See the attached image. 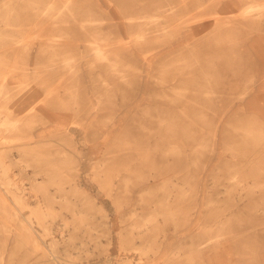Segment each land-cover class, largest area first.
Instances as JSON below:
<instances>
[{"label": "rangeland", "instance_id": "rangeland-1", "mask_svg": "<svg viewBox=\"0 0 264 264\" xmlns=\"http://www.w3.org/2000/svg\"><path fill=\"white\" fill-rule=\"evenodd\" d=\"M62 1H56L53 11L62 7ZM81 1L77 10L92 12L96 20L85 22L69 19L59 22V25L67 26L70 31L69 25L85 22L107 26L111 30L116 24L115 17H122L130 11L137 13L152 6V0ZM171 1L156 0L153 3L156 6L153 11L160 13L161 23L151 25L155 27L149 32L168 30L154 42L161 41L159 49H162L154 56V65L159 58L168 61L175 52L180 51L181 39L189 42L190 28L196 27L198 22L203 27L209 25L192 37L197 43L194 49L192 43L185 53L181 51L161 70L159 77L164 79L172 75L176 65H186L188 62L191 67L195 66L196 73L209 74L203 75L206 76L207 90L198 88L194 92L197 96L194 104H189L178 114L172 112L168 115L158 106L161 95L158 91L151 92L154 87L149 83L148 70L144 71L142 90L136 96L134 76L141 73L139 70H133L124 79L99 60L95 61V66L88 68L85 60L89 56H84V46L88 41L75 33L79 32L75 27H71L72 30L65 36L56 38L68 46L70 70L79 64L76 74L73 72L69 76L74 87L64 91L67 80L60 75L52 81V75L59 72L54 68L55 64L45 65L50 62L47 54L38 51L40 42L50 41L46 34L50 35L47 32L51 21L47 19L52 13L48 12L46 20L36 27H23L22 32H32L28 39L32 42L33 54L31 59L19 62L20 69L26 66V71L37 79L44 77L46 82L38 85L35 81L28 82L27 76L21 73H8L18 87L13 89L14 96L4 102L5 107L0 106V110L5 115L17 116L25 114L31 104L37 107L44 104L45 107L49 106V119L54 120L55 116L66 117V120L58 127L53 122L43 124V120L34 117L19 129L6 132L5 137L0 136V140L7 141L0 154H4V160L11 170L9 173L17 178L24 198L29 201L25 203L24 199L15 204L7 203L8 207L0 198V264H49L48 255L43 254L42 249L49 247L52 239L57 241L53 252L55 258L49 255L52 264H206L203 257L207 252L212 253L214 248L203 246V243L212 241L218 234L223 239L235 234L225 227L226 206L234 196L232 190H226L229 177L236 170L240 176L249 173L250 177L264 178V157L253 160L255 166L251 170L240 153L236 156L230 154L240 151V141H244L245 137L251 139L248 146L264 142V94L261 93L264 86L257 88L258 80L264 77V54L255 50L253 44V38L257 36H261L264 42V19L253 20L250 25L239 24L232 32L233 36L229 35L228 29L218 30L214 25L220 18L229 27L233 19L240 16L246 3L260 4L264 0H175L176 8L172 10L168 5ZM226 3L229 10L225 8ZM147 26L150 25L143 28ZM130 36L126 35V38ZM118 40L114 36L106 41L110 44ZM24 41H19L20 45ZM172 42L177 49L170 53ZM22 49L25 51V48ZM57 61H54L56 65L59 63ZM201 65L199 69L197 66ZM184 69L186 67L176 70ZM54 87L61 94L49 92ZM258 89L261 90L260 97L255 99L253 95ZM215 92L218 96L214 95ZM145 94L149 96L140 105ZM221 94L232 103L230 109H227V103L222 98L219 99ZM210 96L215 100L209 102ZM19 98H29V105L19 102ZM134 98L136 101L132 102ZM81 113H85L82 118ZM115 115L122 123L121 132L119 125L111 123ZM84 124L85 130L82 128ZM110 127L113 132L103 140L105 130ZM247 127L255 132L244 136V128ZM111 134L114 138H111ZM70 137H73L75 144ZM21 144L27 147L20 149ZM118 144L123 147L122 150L117 149ZM236 145L239 149L235 148ZM59 149L69 154L67 163L65 166L48 167L49 173L56 177L47 180V189L49 193L59 194L54 182L63 183L61 192L66 199L59 196L51 198V208H48L51 216L48 215V218L39 213L38 221L31 211L35 208L36 212L38 202L44 205L46 200L41 193L45 190L43 186L39 190L31 188L29 178L34 169L43 165L42 162L39 165L35 162V154L38 150L42 151L47 161V155L57 154ZM99 160L102 161L101 165ZM35 178L40 180L42 177L37 174ZM259 187L264 189V181ZM256 194L257 188L250 195L254 196V201H264V197L259 199ZM72 200L77 202L75 208L79 212L76 215L72 213ZM253 205L239 206L244 211L241 222L246 231H252L249 223L255 216H250L247 210ZM196 208L201 209L199 219L195 217ZM14 209L21 212L13 215ZM29 215L36 218L35 221L31 217L32 230L20 224V218ZM145 220H148L147 228L131 227ZM197 221L199 226L195 227ZM23 223L26 224L25 221ZM61 223L62 229L59 226ZM8 226L16 230L19 237L15 231H9ZM61 232H64V237ZM33 237L45 243L34 245L31 242ZM17 239L20 241L17 242ZM249 239L254 243H245L243 251L246 263L264 264V248L258 247L254 236L250 235Z\"/></svg>", "mask_w": 264, "mask_h": 264}, {"label": "bare ground", "instance_id": "bare-ground-1", "mask_svg": "<svg viewBox=\"0 0 264 264\" xmlns=\"http://www.w3.org/2000/svg\"><path fill=\"white\" fill-rule=\"evenodd\" d=\"M56 1L58 0H0V106L1 107L2 106L5 107L4 102H7V100L11 99L14 96L12 93L14 91L13 89L18 87V83L13 82L12 79L9 77V75L21 73V75L27 76L25 78L29 79L28 82L30 80L35 81V84H38V85L40 84V82H42L41 85H44V82H46L44 81L45 79H43L44 77L42 76H40L37 79L36 76H34V74L31 75L30 72L26 71V68H27L26 66L23 70L20 69L19 62L21 60L24 61L25 59L26 60L31 59L30 56L31 54H33L32 52L33 45H32V42H30V40L28 39V37L30 36L29 34L32 32H30L29 34L28 32L26 33L25 31L22 32L23 27L32 28V27L38 26L40 22H42L44 19L46 20V15L48 12L52 13V15H50V17H48L47 19V20L50 19L51 21L49 25V29H48L49 32H47V33H50V35L46 34L47 37L50 39V41L40 42L38 46V51L43 52L45 55L47 54V58L49 59L50 62L46 63L45 65L55 64L54 68L59 72V74L52 75L51 77L53 79L52 81H54L57 77H60V75H63V77H61L62 79L67 80V83L64 85L65 86L64 91L66 92L68 90H71L72 89L71 87H74V84L72 85L70 83L71 79L69 78V76L73 72H75L74 74H76V71L79 69V64H76L75 66H73L75 68H73V70H70L71 65L68 62V57H70V55H69V52H67L68 46H66L64 42H58L56 38L63 37L65 36L64 34H68L72 30L71 27L77 28L79 32H75V33L81 36L83 39L85 38L88 41L84 46V56H89L85 60L86 62H88V65H86L88 68L95 66L96 65L95 61L99 60V61H102V64L106 63L107 67H109L113 71V73H115L116 75L124 79H126L128 75L133 73V70L135 69L141 72L139 74H136L135 76L133 74L134 78L136 79L135 81L136 83L135 95L136 96L142 90L143 78L145 75L144 71L148 70L147 73L149 77V83L151 84L152 87H154L153 90H151V92L153 91L159 92V94L161 95V98H159L158 106L161 109H164L166 114L168 115H171L172 112H174L175 114L182 113L185 107H187L189 104H194V101L197 99L196 98L197 96H195L196 94L194 92H196L198 88L202 90H207L208 85L206 84V76L203 77V75L208 76L209 74H204L201 72L196 73V71L194 70L195 66L191 67L188 62H186V65H180V64L176 65L173 69L174 72L172 73V75H167L165 76L164 79L162 77H159L162 75L161 70H164L163 69L164 64L172 62L173 59L177 58L181 54V51L182 53H185V50H187V48H189L192 43H194L192 48L193 49L195 48L196 46L195 44H197L195 43L196 39L195 38L193 39L192 37L198 35L200 31L203 30V28H205L206 25H204L203 27L201 26V24H199L200 22H198L196 27L190 28L189 39H188L189 42H184L183 41L184 38L181 39L182 42L179 47L180 51L177 50L178 52H175V54H173L171 56V59H169L168 61L163 60V58H159L158 61H156V64L154 65L152 63V61H154L153 60L154 56L159 54V52L162 51V49H159V47H161V43H160L161 41L155 44L154 42H156V40L161 39L163 32L168 31L167 29H164V31L162 32H160V30L156 31L155 33L149 32L151 28L155 27L151 25L156 23V26H157V24L161 23L160 21L161 19L159 17L160 13L156 11L158 13L157 14L153 11V9L156 8V6L154 7L153 5V3L156 0L151 1L152 6L150 9H147V10L143 9L133 14H132V11L124 13V16H122L124 19H122V17L118 16L117 14L116 16L118 17H115L116 24L115 26H113V29L111 30L107 26H100L95 23H92V24L85 23L86 21L88 22V21L96 20V17L90 11L79 12L77 10V6L79 5V2H80V5L82 3L81 0H63L61 4L62 7L61 6L60 8L57 7L58 10L53 11L54 9L53 6L57 5ZM102 3L104 2L102 1ZM105 3L107 2L105 1ZM176 4L177 2L175 0L168 2V5H170L169 8H171V10L173 8H176L175 7ZM246 4L247 5L244 8H242L240 16H237L236 18H234L232 21L233 23L229 24V27L225 25V23L222 22V19L219 18V20L215 22V25H214L215 28L218 30L228 29L230 33L229 35L233 36L232 32L236 30L235 28L238 27L239 24L243 23L245 25H250V23L253 22V20L257 21V19H261V20L264 19V3H260V4L246 3ZM226 5H227L225 7L226 10H229L227 3ZM109 7H110V4H109ZM74 9H76V11ZM209 17H212V16H209ZM72 19L73 21L83 20L85 22L77 23V25L76 24L69 25L70 31L67 30V26L58 24L59 22H64L68 20L71 21ZM148 24L150 25L149 27L147 26L143 28L145 25H148ZM208 26L209 25H207L206 27ZM204 30H206V28ZM128 34L131 36L129 38H126V35ZM114 36H116L119 40L116 43L113 42L109 44L106 40H109ZM52 38L54 39L52 40ZM23 39L25 41L22 42L20 45L19 41H22ZM253 44H254L255 50H257L260 54H264V42H262L261 36L254 37ZM175 46L176 44L172 42V51H170V53L176 51L177 48ZM22 48H25V51ZM198 48L199 46L197 45V49ZM230 52H231V49H230ZM58 56H62V58H59ZM56 59H58L57 62H59L57 65H56V62H54ZM24 63H28V61H25ZM158 63H161V65L158 66ZM188 66H189V69H188ZM181 67L182 69L186 67V69H184L183 71L176 70V69H180ZM197 67L202 68V65L197 66ZM57 71L55 73H58ZM134 73H136V71ZM190 78H193V79H190ZM262 78L264 77H261L260 80H258L259 82H257L258 83L257 88L264 86V79ZM26 83L25 85H27ZM105 85H108V83ZM55 86H57V83H55ZM56 89L57 87H54L53 90L49 92H55L56 95L61 94V93H58ZM192 89H194V91H192ZM259 91L261 90L258 89V91H256L257 93L253 95V96H256L255 99L260 97ZM171 93H173L174 95H171ZM261 93L264 94V91H261ZM149 94L143 95L142 103L140 105H143L146 102ZM214 95L218 96L217 92H215ZM210 97H211L209 98L210 100H208L209 102L215 100V98H213L212 96ZM221 98L224 100V103H227V109H230L232 107V103H230L227 99H225L223 94L219 96V99ZM28 99L29 98L25 100L20 99L19 102L28 104L29 103ZM135 101H136V98H134L132 102H135ZM44 102H47V101H44ZM228 102L230 104L229 106H228ZM48 108L49 106L45 107L44 104H40L39 107L35 106L34 104H31L28 108V111L26 109L27 112L26 113L24 112L25 114L17 115V116H10V114L5 115L0 110V136L2 138L5 137L6 132L13 130L15 128L19 129L21 125L28 124V121L33 120L34 117L36 118L39 117L41 120H43L44 121L43 124L48 123V122L49 123L53 122V123H56L57 124L56 126L59 127V125L63 121L66 120V117L59 118V117L54 116L55 118L54 120L49 119L50 110H48ZM76 112L78 115V110H76ZM75 116L73 117V119L75 118ZM83 116H85V113L80 114V118H82ZM88 118H90V115ZM111 123L112 124L114 123V125H119V131L121 132L122 123L118 119V115L117 116L115 115V118H113ZM82 126H83L82 128L85 130L84 128L85 124ZM112 132H113V129L111 127L105 130L103 140H105V138ZM254 132L255 131L253 128H248V127L244 128V133H245L244 136L253 134ZM32 137L33 136H31L30 138ZM73 137H70V138L75 144V140L73 139ZM111 138H114V136L112 135ZM6 142L7 141L5 139L0 140V152L2 151V149L4 150ZM240 142L241 143L239 145L242 146L240 147V151L234 152V154L233 153H230V154H232L233 156H236L238 155V153H240V156L242 158H245L244 161L246 163H249L250 169L254 170L255 165L252 164V161L255 159L257 160L258 158L264 157V142L259 141L257 144L248 146V144L251 142V139L248 137H245L244 141H240ZM25 145L21 144L19 148L24 150L27 147ZM73 147H75V145ZM231 147H234V146H231ZM235 148L239 149V146L236 145ZM117 149L122 150L123 147H120L118 144ZM3 155L0 154V186H1L0 187V198L6 204L7 203L10 204L11 202L15 204L18 201L20 202L25 199L23 191H22L23 188L21 187L20 183H18L17 178L12 176L9 173V171H11L9 169L10 167L8 168V165L6 164L7 161L4 160L5 157H3ZM68 155L69 154L66 153L64 149H59L57 150V154L53 155L49 153L47 155V161H46L43 157L42 151L38 150L37 153L35 154V162L38 165L41 164L42 162L43 165H40L38 166L37 169H34L33 175L31 177L29 176L30 177L29 179H31V188L34 190H39V188L43 186L45 190L41 191V193L44 199L46 200V203H44V205H41L40 202H38L37 204L38 208L36 212H35V208L32 209L31 213L34 212L36 218H38V215H40L39 213H42L44 216H47V217L48 215H50L49 213L51 211H49L48 208L49 207L51 208L50 206L52 202L51 198L53 197L55 198L59 196L60 198L66 199V197L64 196V193L61 192L64 188L63 183L54 182V184H56V187L58 189L57 191H59V194H55V193L52 194V193H49L47 189L48 187L47 180L52 179V178L55 179L56 177V175L49 173L48 167L55 166V165L65 166L67 163L66 158L68 157ZM7 158H10V157H7ZM234 161L236 162V158L234 159ZM98 162H100V165L102 164L101 160H99ZM243 171H245V168ZM236 173L237 172L235 170V174H231V176L229 177V183L227 184L226 190L227 191L232 190L234 192V196H232L233 198L229 199L227 206H226V210H225V223H226L225 227H228L229 230L231 231L233 230L235 234H231L225 237L224 239L220 237V235L218 234L214 236V239H212V241L207 240L203 243V246L214 248L212 249V253L207 252V254L203 257V260L206 262V264H247L246 259H245V254H244L245 251H243V248L245 246V243H251V244L254 243V241L249 242L250 235L254 236L256 243H258V247L264 248V201L256 202L254 201V196L253 197L250 196L254 194L257 188L256 196L259 197V199L260 197H264V189H261L259 187L260 183L264 181V178H253V177H250L249 173H246L243 176L237 175ZM37 174L41 175L42 178L40 180H36L35 176ZM74 186H76V183ZM86 198H87V195H86ZM262 200H264V198H262ZM26 202L27 200L25 199V203ZM249 203L255 204L253 206H249V209L247 210L250 216H255L254 220H252L249 223V227L251 228L252 231H246L247 229H245V225H243L244 227H242L243 223L241 221L243 220L244 211H243V208L239 207L241 205H248ZM71 204L73 207L72 213L76 215L79 212L75 208L77 202L75 200H72ZM198 205L199 204H197V206ZM196 209L197 211L195 213V217L197 216V219H199L200 217L199 212H201V209L199 208H196ZM18 212L20 213L21 210L19 211H16L15 209L12 210L13 215H18L17 214ZM32 215H29L28 217L20 218V224H22L23 227H26L30 230L34 228V225H33L34 215L33 216ZM43 215H41L42 218H43ZM36 218H34L35 221H36ZM23 221H25L26 223L25 225ZM38 221H40L39 218H38ZM198 223L199 222L197 221L194 224L195 227L199 226ZM64 224L66 223L64 222ZM44 225H45L44 227L47 228L46 224ZM62 225H63L62 223L59 225L61 229L63 228ZM148 226H149L148 220H145L143 221L142 224H136L135 226L132 225L131 227L144 229V228H147ZM192 227L191 229H193ZM8 229L9 231H11L13 228L8 226ZM12 231L16 232V230H12ZM63 233L61 232V236L64 237ZM30 234L31 236H33L32 231ZM15 235L19 237L18 232H16ZM17 240H18L17 242L20 241V239H17ZM31 242L34 245L45 243L43 241H39L36 237H33ZM56 242L57 241L55 239H52L49 241V243L47 242L49 244V247H46L44 250L42 249L43 254L48 255L47 260L50 262L49 264H52V261L49 255L50 254L54 255L53 253L55 251L54 245ZM53 258H55V255L53 256Z\"/></svg>", "mask_w": 264, "mask_h": 264}]
</instances>
